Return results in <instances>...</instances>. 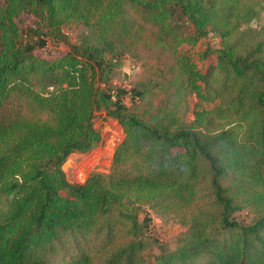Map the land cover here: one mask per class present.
I'll list each match as a JSON object with an SVG mask.
<instances>
[{
  "label": "trees",
  "instance_id": "obj_1",
  "mask_svg": "<svg viewBox=\"0 0 264 264\" xmlns=\"http://www.w3.org/2000/svg\"><path fill=\"white\" fill-rule=\"evenodd\" d=\"M128 7L145 23L133 40L151 31L174 60L178 92L204 105L193 120L166 111L146 121L120 101L107 108L105 56L113 36L130 35ZM261 8V0H0V264H148L143 206L187 227L155 264H264V27L252 28ZM22 14L43 36L83 25L100 44L85 38L53 60L38 57L45 42L24 41ZM101 108L125 138L108 175L70 184L64 164L101 141ZM247 209L251 222L238 220Z\"/></svg>",
  "mask_w": 264,
  "mask_h": 264
},
{
  "label": "rangeland",
  "instance_id": "obj_2",
  "mask_svg": "<svg viewBox=\"0 0 264 264\" xmlns=\"http://www.w3.org/2000/svg\"><path fill=\"white\" fill-rule=\"evenodd\" d=\"M261 1L260 14L252 22V28L256 30L264 27V0ZM126 18L129 22L130 35L127 36L120 31L113 36L114 47L111 51H107L105 56L111 67V74L108 82L101 84V89L113 96L107 108L114 110V102L120 101L124 113L137 115L146 121L166 111L177 113L179 118L187 122L193 120L196 106L204 105L200 103L194 92L189 90L178 92L181 89L177 90V85L174 83L176 68L170 52L157 44L152 32L148 30L143 34L141 41L133 40L139 24L145 26V23L131 7L127 8ZM175 20L178 21V27L182 32L192 31V24L186 17L178 15ZM16 21L20 32L24 34L25 42L40 40L45 42L43 46H37L34 53L47 60H53L67 53L70 45H81L85 38L91 40L93 45L100 44L96 38L89 36L88 29L83 25L64 28L63 38L56 39L39 34L36 19L30 14H22ZM207 39L212 46H220L217 34L209 32ZM197 61L199 67L207 64L202 63L198 58ZM94 123L101 132L102 139L87 152H75L68 157L64 171L70 184H83L92 173L108 175L115 149L125 138L119 121L111 117L105 108L96 112ZM73 155L87 162L81 179L75 170L65 168ZM253 216L254 214L248 209L236 214L238 220L246 223L251 222ZM138 219L148 243L144 251L148 264H155L156 257L161 253L173 251L178 244V238L187 231V227L178 223L174 217H162L149 206H143L138 210ZM56 264L65 263L59 259V263Z\"/></svg>",
  "mask_w": 264,
  "mask_h": 264
},
{
  "label": "bare ground",
  "instance_id": "obj_3",
  "mask_svg": "<svg viewBox=\"0 0 264 264\" xmlns=\"http://www.w3.org/2000/svg\"><path fill=\"white\" fill-rule=\"evenodd\" d=\"M87 165L85 160H81L79 156L73 155L69 158L66 164V170H75L77 172V176L81 179L84 176V169Z\"/></svg>",
  "mask_w": 264,
  "mask_h": 264
}]
</instances>
